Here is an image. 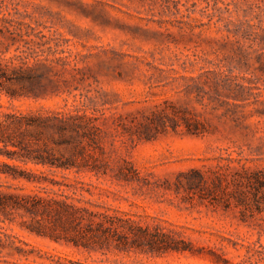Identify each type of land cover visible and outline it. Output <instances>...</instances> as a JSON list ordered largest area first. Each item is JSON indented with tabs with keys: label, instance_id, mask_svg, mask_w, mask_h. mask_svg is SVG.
<instances>
[{
	"label": "rangeland",
	"instance_id": "374dc122",
	"mask_svg": "<svg viewBox=\"0 0 264 264\" xmlns=\"http://www.w3.org/2000/svg\"><path fill=\"white\" fill-rule=\"evenodd\" d=\"M251 24L264 27V0H0V62L25 75L0 102L90 116L99 176H70L179 249L102 254L0 227L89 264H264V203L239 204L264 168V57L244 60L249 42L228 31Z\"/></svg>",
	"mask_w": 264,
	"mask_h": 264
},
{
	"label": "trees",
	"instance_id": "16d2710c",
	"mask_svg": "<svg viewBox=\"0 0 264 264\" xmlns=\"http://www.w3.org/2000/svg\"><path fill=\"white\" fill-rule=\"evenodd\" d=\"M228 31L249 42L246 50L240 48L244 60L248 61L252 54L264 57V27L251 24L248 29ZM24 77L16 70L9 73L0 62V93L4 91L10 99L19 98L21 94L5 82ZM90 120L86 114L75 118L60 112L23 113L0 102V155L4 157L0 158V222L17 224L30 234L88 252L142 250L146 245L150 250L161 249L163 245H168L165 249H179L163 242V235L150 233L124 211L95 199L96 195L101 197L95 192L100 186L77 175L70 176L72 172L99 176L100 166L91 151L95 138L88 125ZM54 133L58 135L56 138ZM53 144L68 146L69 151L65 154ZM244 171L247 173L248 169ZM247 174L239 204L246 205L251 198L257 204L256 209L262 211L264 168ZM196 176L197 181L189 182L191 187L203 184V176ZM0 254L26 260L45 255L49 264H89L44 252L3 227H0Z\"/></svg>",
	"mask_w": 264,
	"mask_h": 264
}]
</instances>
